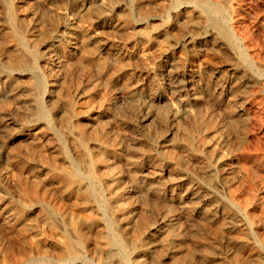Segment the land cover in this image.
I'll return each mask as SVG.
<instances>
[{"label":"rangeland","instance_id":"1","mask_svg":"<svg viewBox=\"0 0 264 264\" xmlns=\"http://www.w3.org/2000/svg\"><path fill=\"white\" fill-rule=\"evenodd\" d=\"M0 264H264V0H0Z\"/></svg>","mask_w":264,"mask_h":264},{"label":"bare ground","instance_id":"2","mask_svg":"<svg viewBox=\"0 0 264 264\" xmlns=\"http://www.w3.org/2000/svg\"><path fill=\"white\" fill-rule=\"evenodd\" d=\"M72 178V177H71ZM111 240V239H110ZM118 242V241H117ZM114 243V242H113ZM69 244V243H68ZM70 251V250H69ZM73 253H76V251H74ZM69 256V255H68ZM75 258V257H74ZM24 263V262H23Z\"/></svg>","mask_w":264,"mask_h":264}]
</instances>
